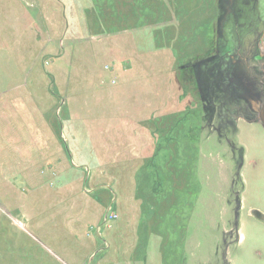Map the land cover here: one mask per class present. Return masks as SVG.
Segmentation results:
<instances>
[{"label":"rangeland","instance_id":"obj_1","mask_svg":"<svg viewBox=\"0 0 264 264\" xmlns=\"http://www.w3.org/2000/svg\"><path fill=\"white\" fill-rule=\"evenodd\" d=\"M225 13L0 0V264H264V127L200 73Z\"/></svg>","mask_w":264,"mask_h":264},{"label":"flooded vegetation","instance_id":"obj_2","mask_svg":"<svg viewBox=\"0 0 264 264\" xmlns=\"http://www.w3.org/2000/svg\"><path fill=\"white\" fill-rule=\"evenodd\" d=\"M226 13L201 75L217 130L264 119V0H223ZM263 126V125H262Z\"/></svg>","mask_w":264,"mask_h":264},{"label":"water","instance_id":"obj_3","mask_svg":"<svg viewBox=\"0 0 264 264\" xmlns=\"http://www.w3.org/2000/svg\"><path fill=\"white\" fill-rule=\"evenodd\" d=\"M262 125H263V127H264V119H262ZM239 206H240V205H239ZM252 215H253L254 217H256L257 219L264 221V214L261 213L260 211H257V210L253 211V212H252Z\"/></svg>","mask_w":264,"mask_h":264},{"label":"crops","instance_id":"obj_4","mask_svg":"<svg viewBox=\"0 0 264 264\" xmlns=\"http://www.w3.org/2000/svg\"><path fill=\"white\" fill-rule=\"evenodd\" d=\"M244 236H243V234H241V239H240V242H242V240H244Z\"/></svg>","mask_w":264,"mask_h":264}]
</instances>
